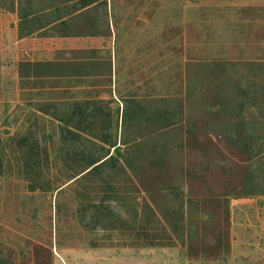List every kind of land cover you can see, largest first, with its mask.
Returning <instances> with one entry per match:
<instances>
[{
	"label": "rangeland",
	"instance_id": "1",
	"mask_svg": "<svg viewBox=\"0 0 264 264\" xmlns=\"http://www.w3.org/2000/svg\"><path fill=\"white\" fill-rule=\"evenodd\" d=\"M1 1L0 264H264V0Z\"/></svg>",
	"mask_w": 264,
	"mask_h": 264
},
{
	"label": "trees",
	"instance_id": "2",
	"mask_svg": "<svg viewBox=\"0 0 264 264\" xmlns=\"http://www.w3.org/2000/svg\"><path fill=\"white\" fill-rule=\"evenodd\" d=\"M0 9H4V8H7L8 7V4L7 3H4L3 1L0 2ZM90 115H88V117H86L87 120H90ZM79 130V128H76ZM82 160L85 158V154L83 153L82 155ZM108 156H103V157H97V158H94L92 160L89 161L88 163V169H90V171L87 173L88 175H92V174H98L100 173L102 170L105 169V167L109 164V160H111L112 157L110 158H107ZM86 174V175H87ZM85 176V175H84Z\"/></svg>",
	"mask_w": 264,
	"mask_h": 264
},
{
	"label": "crops",
	"instance_id": "3",
	"mask_svg": "<svg viewBox=\"0 0 264 264\" xmlns=\"http://www.w3.org/2000/svg\"><path fill=\"white\" fill-rule=\"evenodd\" d=\"M17 4H19V2H17ZM23 17H24V19H21V25H25L27 22H26V20H29L30 18H27L26 16H25V14H23L22 15ZM25 23V24H24Z\"/></svg>",
	"mask_w": 264,
	"mask_h": 264
}]
</instances>
